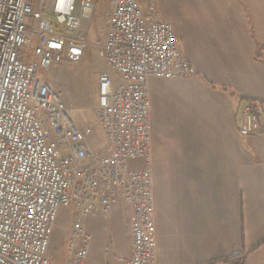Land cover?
Wrapping results in <instances>:
<instances>
[{
    "label": "built area",
    "instance_id": "built-area-1",
    "mask_svg": "<svg viewBox=\"0 0 264 264\" xmlns=\"http://www.w3.org/2000/svg\"><path fill=\"white\" fill-rule=\"evenodd\" d=\"M94 10L93 0H0V264H61L49 256L60 212L110 218L118 204L131 211L132 254L112 262L106 246L103 264H157L149 81L197 70L154 2L113 0L98 44L106 65L94 108L107 139L100 154L94 126L75 119L46 78L56 64L83 60L89 42L81 26ZM241 116L242 136L262 132L258 103L246 100ZM92 239L72 227L63 264H92Z\"/></svg>",
    "mask_w": 264,
    "mask_h": 264
},
{
    "label": "crops",
    "instance_id": "crops-1",
    "mask_svg": "<svg viewBox=\"0 0 264 264\" xmlns=\"http://www.w3.org/2000/svg\"><path fill=\"white\" fill-rule=\"evenodd\" d=\"M148 1L173 25L197 70L189 78L149 81L157 264H264V0H140ZM246 100L259 104L263 130L244 137ZM74 213L60 212L52 236L49 256L61 264L67 245L61 254L52 245L68 241ZM124 216L131 218L128 206H117L112 235L101 230L102 216L86 219L90 263L105 262L106 246L131 257Z\"/></svg>",
    "mask_w": 264,
    "mask_h": 264
},
{
    "label": "rangeland",
    "instance_id": "rangeland-1",
    "mask_svg": "<svg viewBox=\"0 0 264 264\" xmlns=\"http://www.w3.org/2000/svg\"><path fill=\"white\" fill-rule=\"evenodd\" d=\"M93 1L95 4L93 15L89 21H85L81 26V32L89 42V46L83 60L78 64L65 62L56 64L49 70L46 78L63 91L65 102L69 106L70 110H72L74 117L75 115L78 116V114H87L89 116L87 120L82 121L91 123L94 126V147L100 154L105 155L107 154L106 138L102 129L96 123L94 108L97 106V81L99 80L100 74L106 70V65L101 56L98 44L103 40L106 19L109 10L111 9L113 0ZM101 64L104 66L103 70H100ZM117 206L126 207L124 204H118L114 207L110 218L101 219V230L104 234L112 235L117 233V223L113 217ZM128 219L129 218L126 216L123 217V226H125L126 233L129 232L130 228V220L128 221ZM68 223L70 225L68 230V241L67 237H65L62 241H59V243L52 245V251L57 250L59 254L66 250V245L68 250V242L72 227L86 229V219L80 220L76 212L70 216ZM57 226L58 222L56 228ZM101 244L103 245L102 241ZM112 258H115L113 250ZM69 259L70 252L67 261H69ZM67 261L65 263H67Z\"/></svg>",
    "mask_w": 264,
    "mask_h": 264
},
{
    "label": "trees",
    "instance_id": "trees-1",
    "mask_svg": "<svg viewBox=\"0 0 264 264\" xmlns=\"http://www.w3.org/2000/svg\"><path fill=\"white\" fill-rule=\"evenodd\" d=\"M239 264H243L242 262H240Z\"/></svg>",
    "mask_w": 264,
    "mask_h": 264
}]
</instances>
